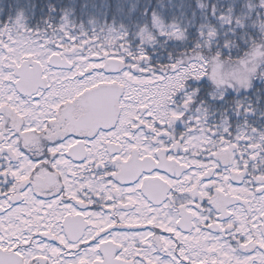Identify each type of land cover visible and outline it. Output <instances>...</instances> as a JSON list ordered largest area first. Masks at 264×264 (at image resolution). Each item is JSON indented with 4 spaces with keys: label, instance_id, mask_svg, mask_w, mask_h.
I'll return each mask as SVG.
<instances>
[{
    "label": "snow or ice",
    "instance_id": "1",
    "mask_svg": "<svg viewBox=\"0 0 264 264\" xmlns=\"http://www.w3.org/2000/svg\"><path fill=\"white\" fill-rule=\"evenodd\" d=\"M0 264H264V0H0Z\"/></svg>",
    "mask_w": 264,
    "mask_h": 264
}]
</instances>
